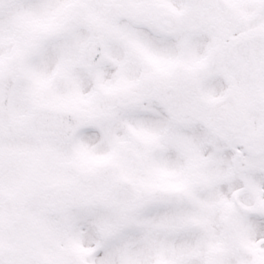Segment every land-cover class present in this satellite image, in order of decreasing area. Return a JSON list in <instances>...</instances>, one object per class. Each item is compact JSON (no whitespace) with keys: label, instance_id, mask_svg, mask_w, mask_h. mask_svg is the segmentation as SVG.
<instances>
[{"label":"snow or ice","instance_id":"1","mask_svg":"<svg viewBox=\"0 0 264 264\" xmlns=\"http://www.w3.org/2000/svg\"><path fill=\"white\" fill-rule=\"evenodd\" d=\"M0 264H264V0H0Z\"/></svg>","mask_w":264,"mask_h":264}]
</instances>
